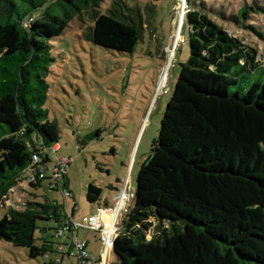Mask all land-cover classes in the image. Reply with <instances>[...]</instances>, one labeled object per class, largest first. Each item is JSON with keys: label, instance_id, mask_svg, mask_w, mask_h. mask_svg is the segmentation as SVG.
Returning <instances> with one entry per match:
<instances>
[{"label": "trees", "instance_id": "obj_1", "mask_svg": "<svg viewBox=\"0 0 264 264\" xmlns=\"http://www.w3.org/2000/svg\"><path fill=\"white\" fill-rule=\"evenodd\" d=\"M48 1L0 0V201L19 181L70 196L66 167L54 184L39 176L59 141L45 108L52 42L75 17L89 18L87 40L106 50L132 54L140 40L138 11L122 0L106 13L99 10L103 0H57L58 15ZM185 8L188 57L138 171L109 264H264V83L231 91L264 65L256 50L211 19L204 3L185 0ZM255 11L264 14L260 6H242L234 19L264 41V32L244 25ZM100 197L89 184L87 200ZM71 217L55 200L28 201L0 219V240L26 248L30 258L47 257L58 250L45 238L38 245L36 231L49 230L38 223L54 222L60 237ZM61 263L62 257L45 264Z\"/></svg>", "mask_w": 264, "mask_h": 264}, {"label": "rangeland", "instance_id": "obj_2", "mask_svg": "<svg viewBox=\"0 0 264 264\" xmlns=\"http://www.w3.org/2000/svg\"><path fill=\"white\" fill-rule=\"evenodd\" d=\"M56 1L49 0L47 6L58 15L62 6ZM112 1L103 0L99 10L106 13ZM122 1L138 11L137 21L141 25L140 40L132 54L93 45L85 35L92 22L84 17L73 18L63 34L52 42L54 62L47 78L49 91L45 108L49 119L58 126L59 147L57 152L47 153L52 162L69 161L65 173L70 196L64 195V189L50 191L44 186L35 189L19 181L0 201V219L9 208L21 209L28 201L43 202L48 198L63 205L68 214L73 212L75 222H81L84 217L93 216L98 208L116 209L123 193L133 194L140 166L158 136L180 64L188 57V27L185 16H181L185 0ZM191 2L194 6L204 3L211 19L229 35L256 50L257 61L264 65V41L234 19L242 6L264 8V0ZM33 13L39 15V11ZM244 25L263 33L264 14L250 12ZM257 80L264 83L262 70L247 75L242 81V89L231 87V91L245 93ZM89 184L101 190L98 202L87 200ZM131 203L130 197L128 205ZM124 212H121L119 223ZM110 214L107 212V216ZM38 225L49 229L45 233L36 231L38 245L40 239L45 238L63 254L55 251L47 257L30 258L26 248L0 240V264H45L61 257V264H78L76 250L70 248L75 242L87 243L92 264L102 260L98 232L78 228L77 234L64 233L55 237L54 222ZM115 260L111 252L109 263Z\"/></svg>", "mask_w": 264, "mask_h": 264}, {"label": "built area", "instance_id": "obj_3", "mask_svg": "<svg viewBox=\"0 0 264 264\" xmlns=\"http://www.w3.org/2000/svg\"><path fill=\"white\" fill-rule=\"evenodd\" d=\"M57 150L58 146L56 145L53 147L52 152H56ZM37 161V155H33V162L36 163ZM68 163L69 161L67 159L57 162H51L46 170H40L39 176L51 177V180L49 182L54 184L55 182L53 181V179L59 177L62 168H65ZM50 187L54 188L53 186ZM64 195L66 197H69V194L67 192H64ZM132 195L129 196L128 194L123 193L116 209L114 207L109 209L99 208L93 216L87 218L84 217L81 222H75L73 217H71L70 220L67 221L66 226L63 228V230L59 232V234L71 230L77 232L78 228H86L93 232H98L100 234L99 241L102 244V248L100 250V256L102 257V260H99L97 264H109V257L112 252L113 244L119 233V217L122 211L126 212L130 197H132ZM109 211L113 212V215L110 218L107 217V212ZM73 248H75L76 250V257L77 260L79 259L80 264H92L91 258L87 251V243L75 242L73 244Z\"/></svg>", "mask_w": 264, "mask_h": 264}, {"label": "bare ground", "instance_id": "obj_4", "mask_svg": "<svg viewBox=\"0 0 264 264\" xmlns=\"http://www.w3.org/2000/svg\"><path fill=\"white\" fill-rule=\"evenodd\" d=\"M183 3V2H182ZM178 6V5H177ZM182 12H181V16H184V11H185V5L184 4H182ZM180 20V19H179ZM179 25V24H178ZM178 29V28H177ZM176 33V32H175ZM171 58V57H170ZM166 67V66H165ZM166 72V71H165ZM162 83V82H161ZM112 213V215H113V212H111Z\"/></svg>", "mask_w": 264, "mask_h": 264}, {"label": "crops", "instance_id": "obj_5", "mask_svg": "<svg viewBox=\"0 0 264 264\" xmlns=\"http://www.w3.org/2000/svg\"><path fill=\"white\" fill-rule=\"evenodd\" d=\"M58 146V145H57ZM59 147V146H58ZM72 214V213H71ZM112 216V213L110 215H108L107 217L110 218ZM121 216V215H120ZM74 217V214H73ZM77 234V233H76Z\"/></svg>", "mask_w": 264, "mask_h": 264}, {"label": "water", "instance_id": "obj_6", "mask_svg": "<svg viewBox=\"0 0 264 264\" xmlns=\"http://www.w3.org/2000/svg\"><path fill=\"white\" fill-rule=\"evenodd\" d=\"M136 185H137V183H136ZM133 186H134V185H132V188H133ZM132 193H133V192H132Z\"/></svg>", "mask_w": 264, "mask_h": 264}]
</instances>
